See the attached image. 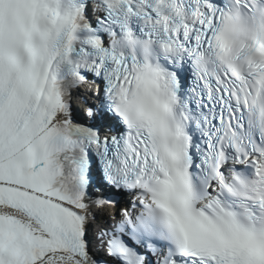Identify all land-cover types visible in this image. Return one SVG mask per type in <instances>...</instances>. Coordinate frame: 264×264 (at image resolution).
<instances>
[{
  "label": "snow or ice",
  "instance_id": "obj_1",
  "mask_svg": "<svg viewBox=\"0 0 264 264\" xmlns=\"http://www.w3.org/2000/svg\"><path fill=\"white\" fill-rule=\"evenodd\" d=\"M0 264H264V0H0Z\"/></svg>",
  "mask_w": 264,
  "mask_h": 264
}]
</instances>
